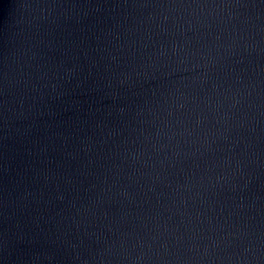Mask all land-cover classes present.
<instances>
[{
	"label": "water",
	"instance_id": "obj_1",
	"mask_svg": "<svg viewBox=\"0 0 264 264\" xmlns=\"http://www.w3.org/2000/svg\"><path fill=\"white\" fill-rule=\"evenodd\" d=\"M0 264H264V0H0Z\"/></svg>",
	"mask_w": 264,
	"mask_h": 264
}]
</instances>
